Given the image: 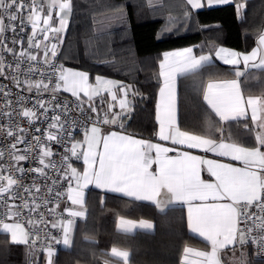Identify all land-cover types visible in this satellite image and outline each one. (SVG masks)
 <instances>
[{
	"label": "snow or ice",
	"instance_id": "6c2138e0",
	"mask_svg": "<svg viewBox=\"0 0 264 264\" xmlns=\"http://www.w3.org/2000/svg\"><path fill=\"white\" fill-rule=\"evenodd\" d=\"M146 3L153 6V0H146ZM227 4H232L237 16L243 19L246 0H185L180 26L191 22L193 9ZM114 7L123 18L127 6ZM76 10L75 0H0V77L17 88L23 84L28 92L35 91L37 96L36 102L28 107L26 97L13 94L8 85H0V98L3 100L0 118L4 121L0 123V231L10 233L13 243L29 246V255L33 257L31 264H36L38 252L45 254V264H55V245L62 244L66 248L73 245L75 218L86 215L83 190L89 184H95L97 188L137 200L152 201L162 212L177 202L187 204L188 228L203 237L210 250L185 247L184 264H252L246 250L249 244L256 246L257 255L264 256V93L246 97L240 80L251 74L250 69L264 70V34L260 35L258 46L250 53L222 47L215 50L216 57L225 64L239 66L243 63L244 69L237 67L236 79L208 83L204 100L221 122L210 135L181 130L176 76L178 73H196L210 65L211 53L197 56L193 47H185L164 52L159 61L163 86L159 89L156 104L158 139L212 153L242 165L235 166L231 162L193 155L188 151L180 152L175 147L136 139L121 132L103 133L99 124L124 128L123 121L130 118L133 110L128 95L139 93L130 84L101 76H96L95 84H90L88 72L55 63L58 46L63 42L61 34L67 31ZM169 20L176 22L173 17ZM29 26L31 33L27 35V47H24L23 36L17 39L16 35L12 37V46H9L5 33L11 31L16 34L17 28L20 33H25ZM17 44L20 45L19 50L15 47ZM32 49L37 51L34 53ZM5 54L12 57L11 62ZM41 62L52 70L50 74L39 67ZM25 64V79L21 81L19 74ZM37 72L40 79L32 80L30 74ZM61 89L76 98L73 107L81 114H84L85 103L92 113L97 114L91 127L84 128L82 141L73 137V129L77 125V120L69 119L73 108L60 103L57 98ZM113 89L123 93L119 99L120 111H113L115 105L109 104L101 117L94 97H101L103 104V93L107 92L115 101L117 95ZM44 92L51 93L49 100L40 98ZM81 93L87 100L82 99ZM13 95L15 100L10 98ZM50 110L53 114L49 117ZM41 117L50 121L43 130L34 127ZM241 120L245 136L243 139L234 138L223 122ZM32 128L40 135L33 134ZM53 144L64 148L58 161L52 159L56 155ZM170 152L176 155H168ZM73 158L83 159L82 172L73 166ZM25 161L30 165L27 168L22 163ZM205 169L210 177L208 180L201 177ZM49 171L55 175L49 176ZM29 177L32 182L27 184L25 180ZM41 179L43 184L38 182ZM48 180L51 184L47 183ZM64 181L68 182L66 193L59 190ZM42 188L46 189L44 196L39 195ZM53 194L55 207L48 208L53 201L46 197ZM65 194L72 205L79 206L78 210L65 209L71 219L56 216L59 198ZM42 206L47 209L48 216L56 218L47 219L45 213L39 211ZM24 210H27L28 227L20 222ZM129 224L132 222L122 219L119 227L127 233L131 231ZM49 225L51 229L58 230V236L48 230ZM135 226L145 230L153 228L147 221H140ZM237 249H240L239 257ZM107 255L115 258L116 264H129L130 253L127 250L113 247ZM189 255L195 259L189 261ZM105 264H108L107 260Z\"/></svg>",
	"mask_w": 264,
	"mask_h": 264
},
{
	"label": "trees",
	"instance_id": "16d2710c",
	"mask_svg": "<svg viewBox=\"0 0 264 264\" xmlns=\"http://www.w3.org/2000/svg\"><path fill=\"white\" fill-rule=\"evenodd\" d=\"M75 2L76 14L64 34L59 60L63 65L87 71L91 77L99 74L131 83L139 94L123 129L143 138H153L156 131L157 64L163 51L199 45L202 47H195V51L202 53L217 44L248 51L264 28V0H248L243 19L237 17L232 4L192 11L191 22L182 27L184 0H160L152 7L146 0ZM125 5L121 18L114 6ZM169 17L179 23L161 34ZM229 126L234 128V138H244L242 120L225 123L226 128ZM85 203L87 215L76 221L73 245L57 249L55 264H101L110 259L107 250L111 246L124 242L123 235L115 230L118 216L155 219L167 213L150 203L94 188L87 190ZM186 240L205 246L203 240L190 233ZM28 251L26 245L8 242L0 232V264H30ZM247 251L251 259L264 260L255 257L251 247ZM35 259L36 264H44L43 254Z\"/></svg>",
	"mask_w": 264,
	"mask_h": 264
},
{
	"label": "crops",
	"instance_id": "0c3cea01",
	"mask_svg": "<svg viewBox=\"0 0 264 264\" xmlns=\"http://www.w3.org/2000/svg\"><path fill=\"white\" fill-rule=\"evenodd\" d=\"M248 0H246L247 2ZM160 0H153V6L158 4ZM185 2V0H184ZM221 6V5H214L212 7ZM209 8V7H205ZM204 9V8H202ZM201 10V9H199ZM192 11H197L196 9H193ZM238 17V16H237ZM239 18V17H238ZM241 19V18H239ZM179 21L176 20L175 23L170 22L169 18L164 27L161 30V34L165 32H169L176 28ZM64 33L61 35L64 37ZM261 34H264V28H262L261 31H259L256 35V40L254 46L248 50V51H239L231 47H227L221 44L215 45V47L211 50L204 51L202 53H197L195 51V45L185 46V47H193L194 48V54L200 55V54H209L212 55V63L210 65H205L202 69H200L196 73H188V74H180L178 73L176 76V94H177V108H178V123L181 127V130L194 132L196 134L201 135H210L211 132L214 130L216 126H219L220 120L219 117L216 116L215 112L210 108V106L207 104V102L204 100V93L207 89L208 83H221L224 81H229L232 79H236L235 77V71L237 67L240 70L244 69L243 63H241L239 66L229 65L225 64L222 59H219L215 55V50L218 48H225L232 51H236L239 53H250L254 48L258 46L259 37ZM185 47H178L173 48L170 50H165L161 53V56L158 60V76H159V87L157 90L156 95V101H155V109H154V118L156 122V131L154 133L153 138H143L140 136H137L135 134H132L130 132L125 131L124 129H121L118 125H98L101 127V130L103 133L107 134L110 131H117L121 132L125 135H131L136 139H144L149 140L152 143H160L161 145L165 147H175L180 152L188 151L193 155H199L204 156L209 159H217L221 162H231L235 166H242L239 162L230 161L228 158L224 157H217L212 153H204L199 149H188L185 146L180 145H172L171 141H161L158 139L157 132L159 130V124L156 121V104L159 100V89L161 86H163V78L160 77L159 72V61L162 59V54L166 51H175L179 49H183ZM65 68L77 70V71H85L77 68H73L70 66L63 65ZM87 72V71H86ZM249 72L250 75H247L245 77H241V89L244 93V95L247 97L249 95L252 96H259L262 93H264V70H257V69H250ZM101 76L107 79L115 80V81H121L125 85H132L131 83L96 74L93 77L89 74V83L95 84V77ZM133 86V85H132ZM134 89V86H133ZM114 92H116L117 100L113 101L111 99V96L105 92L103 93V97L105 98L106 102L102 107H97V99L99 96L94 97L95 106L97 107L98 111L103 115L104 111L107 110L109 104L115 105L113 108V111L119 112V99L123 97V93L119 92L118 89H113ZM70 93V92H67ZM71 94V93H70ZM81 97L84 100H87V97L83 96V93H81ZM136 95L133 96L132 93H129L128 100L131 101L132 106L135 103ZM87 104V103H86ZM88 106V104H87ZM130 116V114H129ZM129 118L124 119L123 123L125 124L126 121ZM233 121L229 122H223L224 124H231ZM230 131H233L234 128L232 126L228 127ZM84 139V133L81 135H78L75 140L82 141ZM152 155L154 156L155 153L153 151ZM168 155L175 156L176 153L172 154L170 152ZM73 166L78 169V171H83L84 164L83 159H79L73 162ZM155 167V165H154ZM202 179H210L206 169L201 172ZM75 186V182H74ZM73 186V187H74ZM89 188H94L97 190H100L102 192H109L118 194L121 196H124L122 193H115L108 191L104 188H97L95 184H89L83 191H84V200L86 202V192ZM136 201L140 202H146L154 205H156L152 201L147 200H137L134 197H128L124 196ZM161 199H164L161 197ZM102 201V200H101ZM100 201V202H101ZM66 207L69 209L78 210V205H72L71 201L67 199L66 201ZM86 207V203H85ZM156 209L160 212H162L160 209L156 207ZM187 209L188 205L184 204L182 202H177L174 205H172L169 208H166L165 211L167 212L164 217H157L155 219H148V218H131L127 216H118L115 221V230L122 234L121 236L123 238L122 243L115 244L111 246L107 253H110V250L113 247H116L121 250H127L130 253L129 257V264H184L185 262V255H184V249L185 247H190L196 250H210V245L203 239V237H199L198 234L193 233L188 228L187 223ZM86 215H87V209H86ZM85 217H76L78 220H84ZM71 219V218H70ZM132 222V224H129L128 227L131 228V231L125 233L122 231L119 227L121 220ZM77 219H75V225H76ZM140 221H147L152 223L153 228L151 230H145L138 226L133 227V225H138ZM74 225V230H75ZM183 225L185 229H183ZM73 230V233H74ZM3 232V231H0ZM6 238L8 242L13 243L11 240V234L5 233ZM187 233H190L201 240L204 241L205 246H196L192 245L187 242L186 236ZM90 238V237H89ZM15 244V243H13ZM63 249H68L64 247L62 244L59 246ZM248 248V246H247ZM135 249V252H132V250ZM247 250V249H246ZM135 253V254H134ZM240 253V249L236 250V255L238 256ZM248 253V251H247ZM231 253H229V256ZM109 256V255H108ZM110 257V256H109ZM249 260L252 261V264H264V260H253L249 257ZM189 261L195 259L191 255L187 258ZM108 261V264H116L115 258L105 259L101 262V264H105V261ZM44 264H45V254H44Z\"/></svg>",
	"mask_w": 264,
	"mask_h": 264
},
{
	"label": "built area",
	"instance_id": "2783aa9c",
	"mask_svg": "<svg viewBox=\"0 0 264 264\" xmlns=\"http://www.w3.org/2000/svg\"><path fill=\"white\" fill-rule=\"evenodd\" d=\"M25 15H27V13H25ZM6 23H7V21H6ZM30 33H31V28L29 26V27L26 28L25 33H20L19 28H17L16 34H14L11 31H8V32L5 33V35L7 37V42L9 43V46H12L11 45L12 37L14 35H16V38L17 39H19L21 36H23V38H24V47H27V35H29ZM53 42H55V41H53ZM61 46H62V43H60L59 46H58L57 57L55 58V63L57 65H61L62 64L61 61L59 60V52H60ZM15 47L17 48V50L20 49V45L19 44H17ZM41 47L43 48V45ZM31 51H33L35 53L37 50L36 49H32ZM5 56H6V59L9 62L12 61V57L10 55L5 54ZM40 56L42 58V51L40 52ZM25 67H26V64L21 66V72L19 74V78H20L21 81H23L25 79V73H24V68ZM39 67L41 69H45L46 72H47V74H50L51 71H52L50 68H48L47 65L43 64L42 62L40 63ZM30 78L32 80L40 79V73L37 72V73L30 74ZM0 85H8L9 88L11 89V92L13 94H17L18 93L19 95L26 97L27 98V101H28L27 102V106L28 107H31L36 102L37 96H36L35 91H33L31 93L28 92L26 90V88L24 87L23 84L19 88H17L13 84H11V82L9 80H6L3 77H0ZM50 96H51V93L50 92H44V93H42V96L40 98H42L44 100H49L50 99ZM10 98L13 99V100H15L16 99V96L13 95ZM57 98H58V100H59L60 103H62V104L63 103H67L70 108H73V110L69 113V119H75V120H77V125L73 129V137L75 139L78 135H81V134L84 133V128L85 127H89V128L91 127V124L96 119V115L97 114L96 113H92L90 111V109L88 108V106H87L86 103L83 105V107H84V114H81L80 111L76 110L73 107L74 103H76V98L73 97L72 94L63 91L62 89L57 94ZM103 101H104V103L101 104V97H98V99H97V107L100 108V107H102L105 104L106 100H105L104 97H103ZM0 103H3L2 98H0ZM13 106L14 107H18L15 104ZM57 111H59V110H57ZM52 114L53 113L50 110L49 113H48L49 117ZM100 116L102 117L103 115L100 113ZM3 122H4L3 119L0 118V123H3ZM48 122H50V121H45L44 118L41 117L40 120L36 121L34 127H39V128H41L43 130L44 128L47 127V123ZM22 123L24 124L25 127H28V125L26 124V122H23L22 121ZM99 125H103V124H99ZM30 131H32L33 134H35V135H40V133H36L34 131V128L30 129ZM30 138L31 137H29V139ZM67 146L70 147V144H68ZM20 147L22 148L23 145H20ZM63 151H64V148L61 145L53 144V152L56 153V155H54L52 159L58 161L60 159V154H62ZM174 153L175 152H172V154H174ZM74 161H76L75 158L72 159V161H71L72 164H73ZM22 163H23V166L26 167V168L30 166L29 165V162H27V161L22 162ZM31 166H35V164H32ZM54 175L55 174L52 171H49V176H54ZM31 182H32L31 177H29V178H27L25 180V183H27V184H30ZM38 182L41 183V184L44 183V181L42 179L40 181H38ZM47 183L48 184H51V180H48ZM73 186H74V182H73ZM67 187H68V182L67 181H64L62 183V186L59 187V190L66 193ZM45 194H46V189L42 188V191H41V193L39 195L44 196ZM46 198L47 199H51L53 201V203H50L48 205V208H54L55 207V204H56V198H55L54 194L52 196H47ZM66 201H67V195L66 194L63 197H60L59 198V207L56 208V216L57 217H61L62 216L64 219H70L71 217H69L68 212L65 211V209L67 208L66 207ZM17 203H19V201H17ZM39 211L44 212L45 215H46V218L49 219V220H54L56 218V217L48 216L47 209L44 208L43 206L40 208ZM26 217H27V210H24V217L21 218L20 222L21 223H24L25 224V227H28V225L26 223ZM75 219L78 220V218H75ZM6 222H11V221H6ZM48 230H50L53 235H57V236L59 235L58 230L57 229H51V226L50 225L48 226ZM59 246H60V244L59 245H55V248L58 249ZM248 246L252 248L253 255L255 257L264 259V256L257 255V251H256V246L255 245L249 244ZM27 248L29 250V246H27ZM28 254H29V251H28ZM39 254H43L44 255V253L38 252V253H36V257ZM28 256H29V263L31 264V262L33 260V257L30 256V255H28Z\"/></svg>",
	"mask_w": 264,
	"mask_h": 264
},
{
	"label": "rangeland",
	"instance_id": "374dc122",
	"mask_svg": "<svg viewBox=\"0 0 264 264\" xmlns=\"http://www.w3.org/2000/svg\"><path fill=\"white\" fill-rule=\"evenodd\" d=\"M237 257H239V255Z\"/></svg>",
	"mask_w": 264,
	"mask_h": 264
}]
</instances>
